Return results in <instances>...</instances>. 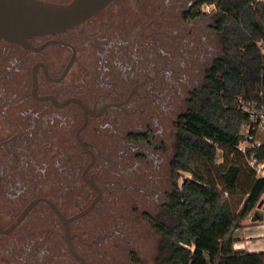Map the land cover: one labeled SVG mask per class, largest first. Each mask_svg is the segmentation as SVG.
Segmentation results:
<instances>
[{
    "label": "flooded vegetation",
    "instance_id": "obj_1",
    "mask_svg": "<svg viewBox=\"0 0 264 264\" xmlns=\"http://www.w3.org/2000/svg\"><path fill=\"white\" fill-rule=\"evenodd\" d=\"M214 10L114 0L28 45L0 39V264L150 263L187 114L223 54Z\"/></svg>",
    "mask_w": 264,
    "mask_h": 264
},
{
    "label": "trees",
    "instance_id": "obj_2",
    "mask_svg": "<svg viewBox=\"0 0 264 264\" xmlns=\"http://www.w3.org/2000/svg\"><path fill=\"white\" fill-rule=\"evenodd\" d=\"M223 35L199 104L172 163L189 173L175 184L157 226L161 264H264V250L234 248V233L264 192V176L238 150L246 112L237 97L264 104V0H204ZM201 15L208 13L199 12ZM264 130H257L255 137ZM264 159V141L255 149ZM162 256V258H161Z\"/></svg>",
    "mask_w": 264,
    "mask_h": 264
},
{
    "label": "water",
    "instance_id": "obj_3",
    "mask_svg": "<svg viewBox=\"0 0 264 264\" xmlns=\"http://www.w3.org/2000/svg\"><path fill=\"white\" fill-rule=\"evenodd\" d=\"M113 1L0 0V39L28 45L34 37L77 26Z\"/></svg>",
    "mask_w": 264,
    "mask_h": 264
},
{
    "label": "built area",
    "instance_id": "obj_4",
    "mask_svg": "<svg viewBox=\"0 0 264 264\" xmlns=\"http://www.w3.org/2000/svg\"><path fill=\"white\" fill-rule=\"evenodd\" d=\"M237 107L248 115V121L242 126V140L238 144V150L242 153H246L247 149L251 150L248 162L262 175L264 159L260 162L255 159V149L262 145V141L255 137V133L257 130H264V104L258 99L246 100L238 96Z\"/></svg>",
    "mask_w": 264,
    "mask_h": 264
},
{
    "label": "crops",
    "instance_id": "obj_5",
    "mask_svg": "<svg viewBox=\"0 0 264 264\" xmlns=\"http://www.w3.org/2000/svg\"><path fill=\"white\" fill-rule=\"evenodd\" d=\"M262 175L264 176V169ZM234 238V248L238 250H264V192L244 218L242 225L236 229Z\"/></svg>",
    "mask_w": 264,
    "mask_h": 264
},
{
    "label": "rangeland",
    "instance_id": "obj_6",
    "mask_svg": "<svg viewBox=\"0 0 264 264\" xmlns=\"http://www.w3.org/2000/svg\"><path fill=\"white\" fill-rule=\"evenodd\" d=\"M210 8L211 7H203L201 9L202 10L201 12L205 11V12L208 13L209 10H210ZM204 9H206V10H204ZM258 139L261 140V141H264V132L258 134ZM179 175H180V179L179 180L181 182V180L183 178L189 176V173L182 172V173H179ZM158 248H159V240H158L157 248L154 250V252L153 251L152 252L149 251V255H148L149 260H150V263L149 264H161L160 263V259H159V249ZM161 258H162V256H161ZM119 259H120L119 261L118 260L116 261L118 264H133V263L129 262V260L127 259V257L120 256Z\"/></svg>",
    "mask_w": 264,
    "mask_h": 264
}]
</instances>
